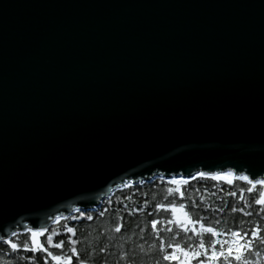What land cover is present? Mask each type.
<instances>
[{
	"label": "water",
	"instance_id": "95a60500",
	"mask_svg": "<svg viewBox=\"0 0 264 264\" xmlns=\"http://www.w3.org/2000/svg\"><path fill=\"white\" fill-rule=\"evenodd\" d=\"M230 168L264 174V0H0V229Z\"/></svg>",
	"mask_w": 264,
	"mask_h": 264
},
{
	"label": "snow or ice",
	"instance_id": "6c2138e0",
	"mask_svg": "<svg viewBox=\"0 0 264 264\" xmlns=\"http://www.w3.org/2000/svg\"><path fill=\"white\" fill-rule=\"evenodd\" d=\"M196 179L222 182L229 188H234L236 182L246 185L238 192H228L229 197H238L242 205L239 208L232 206L231 213L239 212L245 219L229 225L222 219L225 209L213 208L210 204L205 205L203 213L197 211L194 214L193 210H199L200 204L204 203V196H200L199 204L195 198L186 199L185 188ZM121 184L127 188L137 187L135 182L129 184L122 180ZM166 184V195L162 197L164 202H153L154 207L148 210L149 202L145 197L143 207L128 210L129 216L146 211L150 218L149 225L154 237V243L150 247L154 251L149 254L153 255L154 264H259L261 251L258 248L259 245H264V226L254 221L249 223V218L254 215L264 218V174L257 176L231 168L227 171H199L195 175L189 174L187 178L183 175L172 176ZM194 191L199 192V189ZM246 194L249 199H245ZM212 195L215 196L216 192ZM124 199L130 198L125 196ZM108 203L112 201L109 200ZM124 208L127 209V205ZM107 211L105 208L98 215L103 217ZM75 212L79 216H65L61 212L49 217L61 231L30 222L17 225L10 232L0 229V233H3L0 234V242L11 254H32L24 257L26 264H87V259L82 256L78 247L80 240L77 238V227L64 223L85 217L80 208H76ZM208 212H218L220 215L212 218L204 214ZM85 218L88 221L95 219L94 216ZM123 227V217H120V222L116 223L113 231L118 235L122 234ZM140 231L144 232V229ZM139 247L143 250V245ZM99 252L108 254V247H101ZM128 258L127 251L121 254V259Z\"/></svg>",
	"mask_w": 264,
	"mask_h": 264
},
{
	"label": "trees",
	"instance_id": "16d2710c",
	"mask_svg": "<svg viewBox=\"0 0 264 264\" xmlns=\"http://www.w3.org/2000/svg\"><path fill=\"white\" fill-rule=\"evenodd\" d=\"M167 180L156 177L149 182L136 184L137 187L127 188L123 186L114 190L95 210L83 211L85 217H95L92 221H88L85 217H79L74 221H64V223L77 227V238L80 240L78 247L82 256L87 259V264H154V257L149 254L154 251L150 247L154 243V237L151 234L149 225L150 218L147 216L146 211L133 213V215L129 216L128 210L135 209L138 206L143 207L145 197L149 202L148 210L154 207L153 202H164L162 197L166 195ZM241 187H246V185L236 182L234 188H229L227 184H223L222 182L210 179H196L190 182V186H186V199L195 198L199 204L200 196L203 195L204 203L200 204L199 210H193L194 214L197 211L203 213L205 205L209 204L213 208H224L225 211L222 219L231 225L233 222L239 223L240 220L245 219L239 212L235 214L231 213L230 209L232 206L239 208L242 205L238 197L232 198L228 196L229 191L235 190L238 192ZM194 189H199V192L194 191ZM213 192H216L215 196L212 195ZM125 196L130 199H124ZM245 199H249L247 194L245 195ZM109 200L112 203H108ZM188 202L190 203V199ZM124 205H127V209L124 208ZM105 208L108 211L103 217H100L98 214ZM204 214L212 218L220 215L218 212ZM161 215L164 216L166 214ZM71 216H79V214L74 212ZM120 217H123L124 227L122 234L118 235L113 229L116 223L120 222ZM253 221L264 226V218L254 215L249 218V223ZM51 227L55 228L56 231H61V228L54 223H52ZM142 228L144 232L140 231ZM139 245H143V250H141ZM103 246L108 247V254L99 252V249ZM258 250L261 251L259 264H264V245H259ZM125 251L129 253V258L121 259V254ZM30 255L32 254L22 252L11 254L7 247L3 243H0V264H26L24 257Z\"/></svg>",
	"mask_w": 264,
	"mask_h": 264
},
{
	"label": "rangeland",
	"instance_id": "374dc122",
	"mask_svg": "<svg viewBox=\"0 0 264 264\" xmlns=\"http://www.w3.org/2000/svg\"><path fill=\"white\" fill-rule=\"evenodd\" d=\"M75 212V211H74Z\"/></svg>",
	"mask_w": 264,
	"mask_h": 264
}]
</instances>
